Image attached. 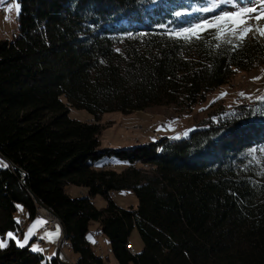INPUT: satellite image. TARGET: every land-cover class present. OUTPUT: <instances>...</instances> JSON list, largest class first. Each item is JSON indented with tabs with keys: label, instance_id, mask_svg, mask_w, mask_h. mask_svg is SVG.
Segmentation results:
<instances>
[{
	"label": "trees",
	"instance_id": "trees-1",
	"mask_svg": "<svg viewBox=\"0 0 264 264\" xmlns=\"http://www.w3.org/2000/svg\"><path fill=\"white\" fill-rule=\"evenodd\" d=\"M17 1V34L0 38V235L20 237L19 213L36 218L38 199L78 264H105L88 236L96 223L120 264H264V173L245 154L264 145V98L217 107L188 137L121 149L101 148L99 124L109 111L205 102L237 70L264 64V40L175 35L206 0ZM72 106L95 122L71 119ZM104 156L130 166L103 169ZM120 189L136 193V207L116 204ZM29 246L9 238L0 264H59Z\"/></svg>",
	"mask_w": 264,
	"mask_h": 264
},
{
	"label": "rangeland",
	"instance_id": "rangeland-1",
	"mask_svg": "<svg viewBox=\"0 0 264 264\" xmlns=\"http://www.w3.org/2000/svg\"><path fill=\"white\" fill-rule=\"evenodd\" d=\"M158 1L162 0H156V2ZM217 5H221L222 10H238L241 6L264 9V4L261 3V0H256L255 4L249 3V0H240L239 3L236 0H228V2H224V0H206L205 5H195L193 11L188 13L190 22L196 24L205 18L210 19L216 13L204 12L201 9L204 7L211 9ZM19 10L20 5L17 0H0V38L12 40L17 34L16 17ZM180 21L184 23L183 19H180ZM250 24L253 27H264V20L256 22L252 19ZM248 37L257 38L260 41L264 40V38L251 33ZM263 98L264 64L249 71L237 70L228 83H224L218 87L214 93L208 96L205 102L190 109L178 105H155L144 110L128 113L120 111L105 112L99 121L101 126V148L121 149L156 142L165 137L175 139L185 138L193 130L202 127L207 115L217 107L222 105L227 110H230L239 104H255ZM69 117L80 121L95 122L94 117L88 110L73 106L69 109ZM245 154L247 162L257 164L259 166L258 173H264V145H253L245 151ZM98 161L97 166L103 163V169H112L117 172H121L130 166L129 162L122 161L114 156H104ZM69 188L78 187L70 185L67 190ZM71 194L83 197L81 194H74V192H71ZM112 196L116 204L123 208L136 207L138 204L137 195L133 190H115ZM95 198V204L98 208L106 207L107 200L103 196L97 195ZM44 210L49 213H46V215ZM36 215L44 219L53 216L48 209L39 204ZM18 220L20 223L21 221L24 223L20 224L22 227L26 225L24 228L19 227L24 232L25 238L21 241V236L16 237V240L20 241L18 244L22 246L26 243L30 244L29 248L32 251L42 253L44 255L43 263L52 262V259H57L59 264H78L80 255L72 250L70 246L68 247V245L64 244L63 226L59 220V222H55L54 229L44 230L42 220L34 218L30 221L28 215L23 211L19 213ZM39 227H42L41 233L40 235L37 233L35 235L36 238H34L33 229H39ZM101 232L98 223L92 224L88 236L93 244L94 251L103 258L105 264H120L112 253L107 235ZM8 239L0 235V241L5 246L8 243ZM129 240L131 248L133 247L134 252L139 254L143 250L144 241L137 228L132 230Z\"/></svg>",
	"mask_w": 264,
	"mask_h": 264
},
{
	"label": "snow or ice",
	"instance_id": "snow-or-ice-1",
	"mask_svg": "<svg viewBox=\"0 0 264 264\" xmlns=\"http://www.w3.org/2000/svg\"><path fill=\"white\" fill-rule=\"evenodd\" d=\"M224 2H228V0H224ZM236 2L239 3L240 0H236ZM249 3L255 4L256 0H249ZM261 3L264 4V0H261ZM201 10L204 12H213L216 14H213L210 19L205 18L199 23H196L189 27H185L182 32H177L175 33V35L181 38L194 40L198 39L201 34L208 32L209 30H217V38H222L226 34H229L232 36L238 35V38L240 40H243L250 33L264 38V27H253L250 24V21L252 19H254L256 22L264 20V9L241 6L238 10H222L221 5H217L216 7L211 9L204 7ZM177 15H180V13H177ZM7 235L9 238H14L11 232ZM17 243H20V241H17ZM4 246V243L0 241V247Z\"/></svg>",
	"mask_w": 264,
	"mask_h": 264
},
{
	"label": "crops",
	"instance_id": "crops-1",
	"mask_svg": "<svg viewBox=\"0 0 264 264\" xmlns=\"http://www.w3.org/2000/svg\"><path fill=\"white\" fill-rule=\"evenodd\" d=\"M109 163H110V161H109ZM70 187V186H69ZM79 188V189H78ZM78 188H69V192L71 193V192H74V194H81L82 196H87L88 195V191H87V189L86 188H84V187H78ZM96 199V198H95ZM24 213H25V211H24ZM26 214V213H25ZM36 218H38V219H40V220H42L43 221V223H45V219L44 218H39L38 217V215H36ZM32 219H30V221H31ZM26 224V223H25ZM58 225V224H57ZM56 225V226H57ZM26 225H24V227H25ZM23 227V228H24ZM42 229V227H39V229H33V232H34V238H36V236L35 235H37V233H38V235H40V230ZM13 234V236L16 238V236H15V234L14 233H12ZM4 238H9L8 237V235L6 234L5 236H4ZM23 238H25V236H24V232L22 231V234H21V241H23ZM8 241H9V239H8ZM25 242V241H24ZM26 243V242H25ZM27 244V243H26Z\"/></svg>",
	"mask_w": 264,
	"mask_h": 264
},
{
	"label": "built area",
	"instance_id": "built-area-1",
	"mask_svg": "<svg viewBox=\"0 0 264 264\" xmlns=\"http://www.w3.org/2000/svg\"><path fill=\"white\" fill-rule=\"evenodd\" d=\"M45 223H44V227H43V230L44 229H54L55 227V222H58L55 217L52 218V217H47L45 219ZM132 252L134 253V248L132 247Z\"/></svg>",
	"mask_w": 264,
	"mask_h": 264
},
{
	"label": "water",
	"instance_id": "water-1",
	"mask_svg": "<svg viewBox=\"0 0 264 264\" xmlns=\"http://www.w3.org/2000/svg\"><path fill=\"white\" fill-rule=\"evenodd\" d=\"M12 164V167L14 168V169H16V170H18V171H21L20 170V168H18L16 165H14L13 163H11ZM24 175H25V173H24ZM24 182H25V179L23 180ZM36 202L39 204V205H41L42 207H44L45 208V206H43L40 202H39V200L38 199H36ZM46 209V208H45ZM52 213V212H51ZM55 217H57L54 213H52ZM58 218V217H57ZM58 220L60 221V219L58 218Z\"/></svg>",
	"mask_w": 264,
	"mask_h": 264
},
{
	"label": "bare ground",
	"instance_id": "bare-ground-1",
	"mask_svg": "<svg viewBox=\"0 0 264 264\" xmlns=\"http://www.w3.org/2000/svg\"><path fill=\"white\" fill-rule=\"evenodd\" d=\"M44 213L46 214V213H49V212H47V211L44 210ZM46 215H47V214H46ZM39 216H40V215H39ZM48 216H49V215H48ZM53 216H54V215H53ZM53 216H49V217H53ZM39 218H40V217H39ZM55 219L58 221V218L55 217ZM58 222H59V221H58ZM21 223H23V222L21 221ZM23 224H24V223H23ZM63 230H64V229H63ZM62 239H63V238H62ZM63 240H64V242H65V236H64V239H63ZM64 244H65V245H68V244H66V243H64ZM64 244H63V245H64ZM68 247H69V245H68Z\"/></svg>",
	"mask_w": 264,
	"mask_h": 264
}]
</instances>
